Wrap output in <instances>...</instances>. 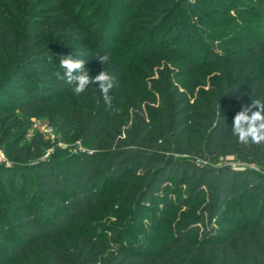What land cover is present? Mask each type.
Masks as SVG:
<instances>
[{
    "label": "trees",
    "instance_id": "1",
    "mask_svg": "<svg viewBox=\"0 0 264 264\" xmlns=\"http://www.w3.org/2000/svg\"><path fill=\"white\" fill-rule=\"evenodd\" d=\"M143 3L153 9L137 11ZM136 21L145 24L131 30ZM142 32L141 44L117 50ZM199 48L203 60L196 62ZM97 49L109 56L105 65L94 61ZM156 53L167 62H158L159 75L137 60L156 62ZM67 55L84 59L90 73L97 63L116 77L111 108L98 85L77 96L60 78ZM263 55L264 0H0V127L50 117L61 101L67 125L90 147L44 159L41 134L14 140V126L3 130L0 264H264V143L231 135L236 112L264 101V70L250 76ZM136 68L158 78L145 82ZM210 69L218 82L190 103L176 82ZM10 85L19 93L5 91ZM124 185L132 192L129 216L100 231L94 219L101 203ZM200 201L161 249L126 240L144 212L164 215Z\"/></svg>",
    "mask_w": 264,
    "mask_h": 264
},
{
    "label": "rangeland",
    "instance_id": "2",
    "mask_svg": "<svg viewBox=\"0 0 264 264\" xmlns=\"http://www.w3.org/2000/svg\"><path fill=\"white\" fill-rule=\"evenodd\" d=\"M165 0H161V2H164ZM190 2H187V6L190 5ZM50 4V3H49ZM219 4V3H217ZM149 10L153 9L152 5H149V3L141 4L137 11H143V9ZM94 10L92 7L89 11ZM187 10L191 12L190 8L188 7ZM88 11V12H89ZM195 12H192L191 15L194 16ZM193 19L196 20V18H192L191 20L193 22ZM90 21H88L89 23ZM144 21H136L132 24L130 27L131 30H135L140 28V26L144 25ZM193 24V23H192ZM96 30V27L92 30ZM147 32H142L139 35L133 36L131 39H125L122 41L121 46L117 49H133L134 47L141 44V42L147 37ZM195 40L198 41V44H202L204 42V37L202 35H198L195 37ZM206 42V41H205ZM98 47V46H97ZM202 49L199 48L194 52L195 61L199 62L203 57L201 55ZM96 58L98 55V49L95 50ZM156 62H152L149 59L144 58V56L137 57V60L139 63H145L146 69L150 70L152 69L154 72H156L159 75L160 70L162 69L158 62H161L162 66L164 67L166 62V57L162 56L161 54L156 53ZM203 60V59H202ZM264 61V55L260 59L257 60L252 66V69L250 70V76H258L261 77V74L263 72L262 62ZM95 66V65H94ZM93 69H91L90 75L95 77L102 69L100 65L96 63V66ZM130 68V67H129ZM168 68L170 70H179L180 65L178 67H173L172 63L170 62ZM242 67H239L237 71V75L242 71ZM136 72L138 73V76L142 77L145 82H152L158 78V75L156 77H149L141 68H136ZM219 80V74L215 72L213 69L211 70H201L199 73V78L194 79L188 83V80L182 79L180 81H177L176 84L180 87L181 91L187 94L188 100H190V103H193L198 95H203L205 92L209 90L212 83H217ZM188 83V87L183 89L182 87L184 84ZM138 88L140 85H137ZM146 86L147 90H151L150 85H143ZM5 91L18 94L19 90L15 87V85H10L9 87L5 88ZM127 93V92H126ZM129 97V98H128ZM2 98V96H0ZM133 98V94L126 95L125 100L123 102V110H126L128 105L130 104V100ZM141 100L147 104V100L142 97ZM153 107V105H152ZM69 111L66 107V105L58 101V105L55 106V108L52 111L51 116L42 117L39 119L31 118L23 120L21 124H17L15 119H11L8 121L2 122V127H0V136L3 132V130L13 127V138L14 140H19V138L25 136L26 141L30 140L34 135L41 134L43 145H44V159H49L51 156H62V160L65 158H69L70 156H76L78 153L82 152V150H85L87 147L82 139L79 137V134L75 128L70 127L67 125V119H68ZM8 159L5 157L4 152L0 148V164L5 163ZM227 162L229 164L233 163L232 158H228ZM256 182H261L260 178L253 177ZM129 185H124L120 188H111L110 191L107 193V201L101 203V208L99 210V214L95 217L94 220L98 224H100V231H103V229L110 228L109 226H114V224H117L120 222L121 219H124L125 217L129 216L131 207L126 203L127 199L131 196L132 192L129 190ZM5 201V200H4ZM2 200V203L4 202ZM176 200H173V203ZM6 202V201H5ZM4 202V203H5ZM204 204V201H200V203L195 205H186L184 203L182 208L174 207L171 211L167 212L164 215H161L160 213H151L144 212L139 219L135 222V226L131 227L126 233V240L129 241H135L138 243H141L142 246L149 249L150 251H155L161 249L163 246H166L169 244L170 239L173 238L177 234V231L179 227L184 224V222L187 221L188 218L193 216V214L198 210L199 206ZM13 205L5 203L4 207L6 209V214L9 216V218L16 219V213L13 211ZM161 217V219H160ZM209 220L206 219L203 226L207 224ZM104 226V227H103ZM203 226L200 227L199 231L192 237L199 238L203 232ZM113 232L111 231H105V234L107 236H110ZM0 234L4 235L3 229L0 226ZM1 237V236H0ZM3 238V237H2ZM13 244V243H11Z\"/></svg>",
    "mask_w": 264,
    "mask_h": 264
},
{
    "label": "clouds",
    "instance_id": "3",
    "mask_svg": "<svg viewBox=\"0 0 264 264\" xmlns=\"http://www.w3.org/2000/svg\"><path fill=\"white\" fill-rule=\"evenodd\" d=\"M98 62L105 65L109 61L107 54L98 55ZM86 61L81 58H74L72 55L60 58V67L64 69L61 79L65 80L72 87L77 96L85 93L89 85H98L104 103L111 108L113 97L110 95L115 86L116 77L106 70H101L95 77L85 68ZM254 108L259 110L253 111ZM231 135L243 144L264 143V101L259 99L251 100L250 105H243L236 112L232 125Z\"/></svg>",
    "mask_w": 264,
    "mask_h": 264
}]
</instances>
